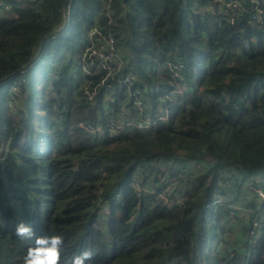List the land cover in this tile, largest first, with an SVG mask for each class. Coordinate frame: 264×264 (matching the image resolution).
Wrapping results in <instances>:
<instances>
[{
  "label": "trees",
  "instance_id": "16d2710c",
  "mask_svg": "<svg viewBox=\"0 0 264 264\" xmlns=\"http://www.w3.org/2000/svg\"><path fill=\"white\" fill-rule=\"evenodd\" d=\"M188 1L196 0H114L122 26L116 35H124L120 47L132 55L129 70L140 79L109 85L105 98L101 92L96 95L95 107L72 100L65 87L70 60L63 52L80 53L102 0H75L69 30L48 41L46 35L63 20L65 0H38L25 7L13 2L9 14L0 8V151L5 163L0 172V264H23V255L33 244L34 237L13 235L19 221L30 224L35 235L63 237L59 264H72L73 257L85 250L93 253L89 264H142L135 257L145 250L156 256L148 255L144 264H164L179 250L161 251L159 245L173 236L158 223L175 226L176 221L192 220L177 233L191 235L189 250L195 249L199 246L195 224L204 234L215 232L214 226L206 225L207 219H214L213 196L222 191L220 182H230L234 175L242 176L238 187L251 198L248 204H239V198L226 202V215L256 247L248 254L226 247L214 259L217 264H264V24L249 18L264 6L240 0V14L230 23L223 14L225 6L216 0H199L214 7L215 13L207 15L196 13ZM100 24L106 26V19ZM39 47L42 53L37 55ZM159 59L164 66L171 62L180 67L187 86L183 96L163 95L177 109L170 124L113 140L106 133L103 141L77 127L79 119L92 126L105 124L100 112L109 124L122 117L136 122L126 109H133L139 96L143 99L148 83L162 87V93H174L177 78L166 66V76L149 77L148 68ZM59 75L63 80L58 81ZM12 87L19 90L23 105L24 93L33 103L21 118L8 107ZM42 105L43 115L36 116ZM38 122L52 126L45 136L35 138V131L41 130ZM119 141L126 145L124 152L112 157ZM179 149L185 155L176 159ZM161 153L178 162H195L189 166L183 207L171 210L162 199L156 204V192L137 196L132 187L124 191V185L117 196V187L133 179L138 169L136 163L124 171V156L130 154L129 166L133 160ZM166 169L159 172L179 176L175 162ZM18 175L24 188L17 186ZM197 218L201 220L196 222ZM215 219L218 222L219 215ZM208 245L205 238L201 252ZM193 251H187L186 259L202 264Z\"/></svg>",
  "mask_w": 264,
  "mask_h": 264
},
{
  "label": "clouds",
  "instance_id": "9594fccd",
  "mask_svg": "<svg viewBox=\"0 0 264 264\" xmlns=\"http://www.w3.org/2000/svg\"><path fill=\"white\" fill-rule=\"evenodd\" d=\"M38 1V0H37ZM74 1L75 0H65L64 2V6H63V14H62V22L60 24L57 25V28L53 31H51L49 34L46 35L47 39L46 41L50 40L51 38H55V37H59L62 36L63 34H65L67 32V30H69V27L72 24V20L74 17ZM105 0H102V7L99 10V12L95 15V17L93 18V22L92 24L89 26V28L85 31L84 33V42H83V47L80 51V53L77 56V77L79 78L78 80V84L77 87L79 88V99L80 100H84L86 102V100L82 97L83 95V88L84 86L88 83V81H92L94 86H97L101 80V78H103V76L105 75V72L102 71L100 74L94 75V76H90L89 74H85L82 70L81 64L83 62V57L82 54L84 52V50L86 49V47L89 44V34L94 31L95 29H98L100 31H106L109 25V20H108V16H112L115 20V22H119L120 18L117 17L116 15L120 12L119 9H113L112 7V3L114 2V0H112L111 3V7L113 10L117 11L116 13H106V9H105V4H104ZM13 4V3H12ZM187 5L193 6V8L196 10V6L197 7H203L205 6L203 3L199 2V0H196L195 2L188 4ZM19 7H21L19 5ZM5 13V12H4ZM214 14V13H213ZM202 15V14H201ZM203 15H207V14H203ZM103 19H106V26H100L101 21ZM112 26V25H111ZM117 36V35H116ZM118 38V37H117ZM42 48L39 47L38 51H37V55L41 52ZM121 53H126L123 49L120 50ZM162 64L161 59H159V61L157 62V68L159 69V66ZM22 73H24V71H21ZM157 74V72L155 73ZM167 74H162L160 75L162 76H166ZM151 77V76H149ZM110 86L111 84L115 83L117 85L118 82H113L111 80H108L107 82ZM108 85V86H109ZM111 88V87H110ZM148 89V90H147ZM145 90V92L143 93V99L139 96L138 99L134 102V106L133 109H126V111H129L130 116L129 118H132V116H134L136 118V122L140 123V124H147L148 122H151L152 118L158 114L159 112L162 113L163 116L166 115L165 112V107H170V118L167 122L163 121V120H159L156 124H149L147 126V128H133L132 130L129 129L126 131H122L120 134L118 135H109L110 139L113 140L115 138V136H119L122 134H128V133H135L137 131H150L154 128H158L159 125L164 124H170L174 118L175 115H177V109L175 110L174 108H176L175 106H173L172 104H168L166 103L163 95L167 94L170 96H177L172 94H169L168 91H165L164 93H162V88L161 87H157V86H150L148 83V87ZM186 89L187 86H185V92L184 95L186 94ZM98 93L101 92L102 93V97L105 98L106 97V90L107 87L104 86H100L98 88ZM151 91V92H149ZM158 92V93H157ZM12 91L10 90V96L12 98V96H14L13 94H11ZM15 93H17L16 95H19V90L17 88H15ZM97 93V94H98ZM96 94V95H97ZM139 94V93H138ZM155 95V96H154ZM157 96H161V98L157 97ZM92 105L96 104V96H95V102H91ZM104 107H105V100L103 101ZM136 106H140L142 108V112L141 113H137L135 110ZM10 108V105L8 106ZM18 107L15 106V110H17ZM11 110V108H10ZM12 111V110H11ZM13 116L15 117H19L18 114L14 111L11 113ZM100 115L102 116L103 120L105 121L106 125H109V118L106 117L103 112H100ZM121 119H126L128 121L127 118L122 117ZM120 119V120H121ZM102 120V119H101ZM76 121V125H77ZM129 122V121H128ZM130 123V122H129ZM77 127H79L81 130H83L85 133H88L86 130H84L83 128H81L80 126L77 125ZM95 127V126H94ZM90 134V133H88ZM92 139H96L97 141H103L101 138L97 137V136H93L92 134H90ZM3 155V151H0V172L2 170H4L5 168V163L3 161H1V157ZM149 163V162H148ZM142 165V163H140ZM150 164V163H149ZM185 164V163H184ZM191 165H195V162L189 163ZM7 166V164H6ZM139 166V164H138ZM149 171L150 173H146L144 175H138L135 173V177L131 180H129V182H124V184H120L117 188V196L120 195L121 193V188L124 185V191L125 188L128 189L129 187H132L135 189L137 196H146V195H152L155 192L158 194V197L156 200V204H159L160 201V197L163 195H166L170 198H172V200H180L181 203H179L178 205H175L173 208H170L171 210H174L176 208L179 207H183V205L185 204V195H186V189H187V184H188V176L190 174L189 172V167L187 168H182L179 172V176H171L170 174H161V172H166L167 169L165 168L164 170L161 169H156L154 171L151 170V165H149ZM179 169V168H178ZM161 171V172H159ZM172 183H175L176 186L175 187H171L170 185ZM221 186V184H220ZM161 187H164V189H160ZM10 196L15 200H17V196L16 195H11ZM213 202L217 201V207L219 210H222L224 207V201L221 199L220 197V191L218 190V193H216L213 196ZM214 210V207H213ZM106 210L103 211V214H105V218L108 221V216L106 215ZM212 216L213 213H212ZM210 220L207 219L206 221V225ZM213 221V220H211ZM196 228H197V232L198 235L199 233H204L200 231L199 228V224H195ZM208 227V225H207ZM210 227V226H209ZM13 235L20 238V239H24L26 237H34L33 240V244L32 246H29L26 249L25 254L23 255V264H59V260L61 257V253L63 251L62 245H63V237L59 234H54V235H35L33 228L30 224L24 222V221H19L14 229L12 230ZM180 233V232H179ZM177 233V234H179ZM209 232H207L205 234V238H207ZM174 238V237H173ZM191 239L188 241V244H190ZM187 244V243H186ZM187 244V246H188ZM208 244V242H207ZM182 246V245H180ZM254 246L256 247V243L254 242ZM207 247V246H206ZM205 247V248H206ZM190 248V247H189ZM204 248V251H205ZM172 251H174L172 248H170ZM167 249H161L162 252H165ZM189 251V249L187 250ZM197 249H195L193 251V258H196V262H197ZM203 251V253H204ZM180 252V250L178 251ZM184 253H177V255H173V258L169 260V262H165L164 264H175L174 259L180 257L183 255ZM93 253L89 250H85L83 252H81L80 254L76 255L73 257L72 260V264H89L91 257H92ZM186 256V255H185ZM186 259V257H185ZM187 264L189 263L188 260L186 259ZM199 262V261H198Z\"/></svg>",
  "mask_w": 264,
  "mask_h": 264
},
{
  "label": "built area",
  "instance_id": "2783aa9c",
  "mask_svg": "<svg viewBox=\"0 0 264 264\" xmlns=\"http://www.w3.org/2000/svg\"><path fill=\"white\" fill-rule=\"evenodd\" d=\"M35 1L37 0H0V8H2L3 12L9 14L13 2H18L21 7H25L28 3ZM216 1L225 6L223 10V14L229 19L230 23H234L235 19L239 16L243 6L240 0H216ZM253 1H255L257 4L262 3V5L264 6V0H253ZM111 3L112 0L104 1L107 14L110 12L112 13L117 12L112 9ZM187 3L191 4V1H188ZM195 12L202 15L213 14L215 13V9L214 7H210L206 5L203 7L196 6ZM249 18L250 20H253L258 24H264V10L259 9ZM108 20L110 26L108 27L107 32L95 29L89 34L88 37L89 44L82 54L83 62L81 64V67L85 74L94 76L100 74L102 71L105 72V75L103 76V78H101L97 86H94L92 81H88V83L82 89L83 90L82 97L88 102H93V103L95 102V96L98 93L99 91L98 88L100 86L105 85V87H107V90L105 92L107 96L108 85H109L107 83L108 80H111L113 83V82H118V80L121 79L120 85H122L124 83L133 84L135 80L140 79L137 74L129 70L130 58L132 57V55L120 52L121 50L120 44L122 42V39L124 38V35H121L120 38H117L116 31H118V29L121 28L122 26H120L119 22L118 23L115 22L112 16H108ZM165 66L168 69H170L174 73V77L177 78L174 79L176 82L174 83L175 91L173 95L177 94L178 96H183L185 92V84L182 82V80L184 79L180 75V67L175 66L174 63L171 62L165 63ZM165 66L163 63L159 66V69L157 68L156 65L150 66L148 68L149 76L155 75L156 72L159 75L168 74V70ZM174 109L176 110V108ZM135 110L137 113L142 112V108L140 106H136ZM164 110L166 112L165 116H163L162 113L159 112L152 118L151 122H148L147 124H140L138 122L129 123L126 119H121L113 124H109V125L103 124L94 127L90 124L84 123L83 120L79 119L77 125L83 128L84 130H86L88 133L92 134L93 136H97L101 138V135L106 133H109V135H118L122 131L128 130V127L130 130H132L133 128H147L149 124H156L159 120H163L167 122L170 118L171 110L170 107H165ZM160 199L164 200L167 204H169L170 208H173L175 205L181 203L180 200H172V198L166 195L161 196ZM190 239H191V235L188 236L185 231L180 232L178 234V241L182 244L175 245L170 248L184 245ZM172 240H168L167 242H165L163 245V249H168L169 244Z\"/></svg>",
  "mask_w": 264,
  "mask_h": 264
},
{
  "label": "rangeland",
  "instance_id": "374dc122",
  "mask_svg": "<svg viewBox=\"0 0 264 264\" xmlns=\"http://www.w3.org/2000/svg\"><path fill=\"white\" fill-rule=\"evenodd\" d=\"M63 55L65 57H67V59L70 60L69 67L67 69V79L65 81V84H66L65 87L69 89L68 92L70 93L72 100L79 101V104L81 106H83L84 103L82 102V100L79 99L80 93L77 90V84H76L77 83V79H76L77 78V70H76L77 59L76 58L78 55L74 56V54H72L71 52H66V51L63 52ZM62 64H63V62H62ZM57 78H58V81L63 80L61 75H59ZM39 88H41V86H39ZM11 91L15 92V87H12ZM149 92H151V91H149ZM53 93L55 94L54 91H53ZM11 94H13L14 96H12V98L10 100V108H11L12 112L15 111L18 114L19 118H21L23 116L22 113H24V115H26L27 110L30 107L33 108V103L32 102L30 103V101L27 100L28 93H24V96H23V103L27 107L25 105H23L22 102L20 101V98H22L21 94H19V95H16L15 93H11ZM55 96H56V94H55ZM157 97L161 98V96H157ZM35 102L39 103L40 99L35 100ZM16 104H18L17 110H15ZM95 105H93L92 107H95ZM43 107H44V105H42L40 107V110H36L34 112L36 116L43 115ZM88 113L89 112L87 111V114ZM28 118H30V116H28ZM88 118L90 119L89 115H88ZM43 123H45V122H43ZM37 125L39 127H41V130L35 131V133L33 134V136L35 138L38 136H45L49 132L50 127L52 126V123L46 122V124H40V122H38ZM125 146L126 145L122 141H119L117 147L110 153V155L112 157H118L117 154L124 152ZM130 154H127L126 156H124L122 158V161L124 164V171L127 168L130 169L134 164L137 163V165L139 164L138 171L136 173L138 175H144L146 173H150V171L148 169L149 165H151L152 171H154L155 168L164 170L167 166L169 167L171 165V162H175V165L179 168V170H181L184 167L187 168V167L191 166V164H189V163L184 164V163H182V161L178 162L177 160H174L171 156H169L166 153H161L154 158L148 157L146 160L143 158L139 159V160H133L132 164L128 166V164H126V160L129 161L131 159ZM181 154L185 155V152L180 150V149L177 150L175 152L176 159H178V156H181ZM36 155H38V154H36ZM110 160H114V158H110ZM107 161H108V159H105V162H107ZM140 163H142V165ZM241 177H242L241 175H238V176L234 175L230 182H227V183L226 182H223V183L220 182L221 186H223V189H222V191H220V189H219V191H220V197L224 201V207L222 210H219L217 207V201H214L213 202V207H214L213 215L214 216H212V217H214V219H213V221H209L207 223L208 227L211 225L214 226L215 232H213V233L209 232V234L206 238V241L208 242L209 245L205 248L204 253L201 252V250H200V246L202 245L203 241L205 240V234L204 233H199V239H198L199 246H197L195 248L198 250L197 251V261H201L202 264H217V260L214 259V257L221 256L222 249L226 248V247L230 248L233 251H234V249H236L238 251V253H244V254H248V252H250L252 250V248L255 247L254 246L255 241L251 238H249V240L245 239L244 238L245 233L240 234L238 226L233 225V224H235V222H234L235 219H231L229 216L226 215V202L230 203L233 200H236L237 198H239V204H248L249 203L248 200L251 198V195L247 190H242V188L238 187L239 182L242 181ZM17 180H18L17 186H22L24 188L25 185L22 182H20V175H18ZM226 184H227V186H226ZM170 186L173 188L176 186V184L172 183ZM230 206H231V208L239 209V207H235L236 205L235 206L230 205ZM220 212H222V218L221 219H220ZM215 215H219V221L218 222L215 219ZM200 220H201V218H197L196 222H199ZM190 221H192V220L186 219V221H184V220H182L181 222L176 221L175 226L171 225L169 222L168 223H165V222H159L158 223V224L162 225L165 233L169 234V236L174 237L173 240L169 244V248L173 247L175 245L182 244L178 241L177 232L180 229H187L189 227L188 223ZM163 223H165V225H163ZM155 224H153V226ZM226 224L229 227V229H226ZM190 225L192 226V225H194V223L191 222ZM246 240L249 241V245H245ZM163 245L164 244L159 245V248L163 249ZM189 247H190V244H188V246H187V244H184L182 246L174 247L175 249L180 250V252H174L173 255H177V253H184L181 256V259H180V257L174 259L175 264H187V261L185 259V255H186ZM174 248H172V249H174ZM195 249H193V250H195ZM193 250H189V253H191ZM148 255L156 256L154 253L151 254L149 252V250H145V251H142L140 253V255L136 256L135 258H136V260H139L142 264H144L147 262V256ZM169 260H167V263L169 262ZM188 262H190L191 264H195L194 261L191 262L190 260H188Z\"/></svg>",
  "mask_w": 264,
  "mask_h": 264
},
{
  "label": "crops",
  "instance_id": "0c3cea01",
  "mask_svg": "<svg viewBox=\"0 0 264 264\" xmlns=\"http://www.w3.org/2000/svg\"><path fill=\"white\" fill-rule=\"evenodd\" d=\"M162 88V87H161ZM163 89V88H162Z\"/></svg>",
  "mask_w": 264,
  "mask_h": 264
}]
</instances>
